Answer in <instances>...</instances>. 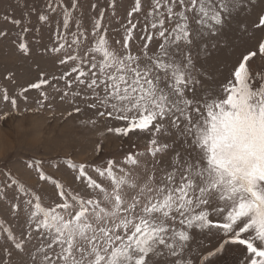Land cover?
Masks as SVG:
<instances>
[{
    "label": "snow or ice",
    "instance_id": "1",
    "mask_svg": "<svg viewBox=\"0 0 264 264\" xmlns=\"http://www.w3.org/2000/svg\"><path fill=\"white\" fill-rule=\"evenodd\" d=\"M84 2L46 0L47 43L4 17L23 57L61 70L37 64L26 85L7 72L0 121L35 90L34 112L58 99L65 120L104 121L101 135L129 147L99 163L69 155L63 179L29 158L51 191L0 170V264H216L232 246L237 264H264V0H96L91 15Z\"/></svg>",
    "mask_w": 264,
    "mask_h": 264
},
{
    "label": "rangeland",
    "instance_id": "2",
    "mask_svg": "<svg viewBox=\"0 0 264 264\" xmlns=\"http://www.w3.org/2000/svg\"><path fill=\"white\" fill-rule=\"evenodd\" d=\"M68 2L69 0H66V3ZM92 2L96 0H85L82 5V11L86 15H91L90 3ZM45 4L46 0H0V30L9 33L8 39L0 40V87L7 83L3 79L7 72L15 74L19 85H26L38 78L37 64L48 72L61 70L49 58H42L36 52L31 58L23 57L13 43L20 29L4 20L7 16L20 20L22 25L41 27V35L44 43H47L51 30L47 26L42 27L37 19L38 14L45 10ZM99 6H104V0H99ZM52 18L59 20L60 17L57 13L53 14ZM29 35L31 37L35 33ZM237 44L239 45L240 42L237 41ZM241 50L242 45L237 48L235 54L238 55ZM253 67L264 70V61H256ZM8 87L15 89L16 86L9 84ZM29 95L27 111L24 110L23 102H21L19 114L14 112L6 121H0V170H20L22 178L29 185L51 191L50 184L45 187L37 183L34 170L22 167L29 158L42 159L48 174L53 178L63 179L71 175L70 170L58 168L57 165L63 164L64 158L69 155L76 161L99 163L102 159L119 156L128 149L129 144L120 138L112 134L101 135L106 132L107 125L104 121L98 122L95 127H85L81 126L79 116L65 120L61 113L70 106L61 104L58 99L53 108L34 112L38 92L33 90ZM6 109L7 105L0 103V111ZM101 142L102 152L100 156H96L95 147ZM138 146L143 147V142H139ZM195 246L194 243L193 247ZM242 255L238 247L232 246L223 255L217 257L216 264H237Z\"/></svg>",
    "mask_w": 264,
    "mask_h": 264
}]
</instances>
